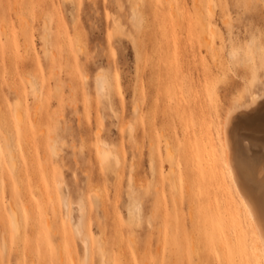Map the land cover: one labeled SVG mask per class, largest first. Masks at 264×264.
Here are the masks:
<instances>
[{
  "label": "rangeland",
  "instance_id": "rangeland-1",
  "mask_svg": "<svg viewBox=\"0 0 264 264\" xmlns=\"http://www.w3.org/2000/svg\"><path fill=\"white\" fill-rule=\"evenodd\" d=\"M194 2L0 0V264H235L221 192L197 223L174 179L203 124L264 94L244 63L264 57V0Z\"/></svg>",
  "mask_w": 264,
  "mask_h": 264
},
{
  "label": "bare ground",
  "instance_id": "bare-ground-1",
  "mask_svg": "<svg viewBox=\"0 0 264 264\" xmlns=\"http://www.w3.org/2000/svg\"><path fill=\"white\" fill-rule=\"evenodd\" d=\"M194 1L196 0H193V3L195 4ZM176 6L178 7V3ZM176 6H174V9H178ZM196 6L197 5L195 4L194 10L198 9L195 8ZM183 7L184 6L182 4L181 6H179V8ZM184 8L186 9V6ZM16 12L17 14H20L18 10ZM174 14L176 13L174 12ZM179 15L177 13V17L179 16V22H182L183 24H186L188 26V17L184 16V11L180 12ZM201 17L198 16V23L200 27H203L205 22ZM0 69L4 70L1 66ZM30 84L33 93L37 94L38 90L35 88V82L33 80H30ZM245 106L246 107H243V105L242 107L239 106L240 109L242 108V110L233 113L232 119L229 123V127L225 133L227 147L226 157L224 156V150L221 148V132H217L216 136L213 137L212 134H210L208 127L203 124V127H201L200 129V135L196 140V149L190 147L188 143L184 144L182 153V162H184V168L182 169L179 166L177 167V170H175V172L177 171V174L174 179L175 184L185 185V188L189 193V198L192 201L196 202L197 223H199L200 221L204 223L210 216L208 212L207 201L211 203L210 190L212 189V187H216L221 192V196L223 199L222 202L224 205L222 207V221L225 222V225L231 232L230 241L231 246L234 249L233 252L236 254V262L241 259L240 252L243 244L245 230L248 227V217L243 205L241 204V200H243L245 203H250L251 210L256 213H258L260 209L264 207V187L261 186L258 179V162L261 158V154L264 153V145H261L262 143L260 144L261 141H259V139L256 140V137L259 136L258 138H261L264 141L263 92L262 95L255 97V100L253 99L250 105L247 106L246 104ZM239 107L237 108L239 109ZM16 115L18 122L21 123L22 121H24V117L21 111H17ZM238 123L239 125H242L244 128L248 129L247 131L251 134L252 138H246L244 136L236 138V135H233L231 133L233 124ZM243 133L245 134V132ZM169 147H165L166 157L172 167V164L175 163V158L173 149L171 150V148L169 149ZM98 149L101 153V157H104L107 153V149L103 146L98 147ZM8 155L12 160L14 166V151L9 142ZM237 155H239L242 159L254 157L255 161L257 162L256 181L250 182L247 179L243 178L242 173H238L235 167H233V160L237 157ZM201 159L202 166L199 163V160ZM219 161L222 163L225 171L222 169H217V166H219ZM181 165L183 166L182 163ZM225 165H227V167H225ZM172 169H174V166ZM173 178L174 177L172 176V179ZM253 186L256 187V191L254 190ZM232 190L236 191L239 195V201L237 205L233 202L234 200L231 195ZM13 224L15 230L18 231L20 228L15 216ZM195 246H197V244H195ZM197 250L199 249L196 248V251ZM197 254H199L200 256L199 251L196 253V255ZM225 254L226 253L224 252L222 253V264H229ZM201 256H203V254H201ZM109 259L111 260L108 261L104 259V264H120L122 262L119 256H112V258ZM243 259L246 261L248 259V256H244Z\"/></svg>",
  "mask_w": 264,
  "mask_h": 264
},
{
  "label": "snow or ice",
  "instance_id": "snow-or-ice-1",
  "mask_svg": "<svg viewBox=\"0 0 264 264\" xmlns=\"http://www.w3.org/2000/svg\"><path fill=\"white\" fill-rule=\"evenodd\" d=\"M264 37V33H262ZM261 52L264 53V48L261 49ZM244 63L251 66V71L253 74V81H255L256 74L264 73V57L259 67L256 66L255 61L247 60ZM119 76H117V80ZM264 83V80L261 81ZM105 85L106 88L110 90L109 77L105 75ZM255 100V97L253 98ZM242 109H238L235 102L232 106L229 107L227 113H221L220 128H221V148L224 150V156L227 155L226 147V131L229 127V123L232 119L233 113ZM227 167V165H225ZM233 167L237 170L238 173H242L243 178L247 179L250 182L256 181L257 179V162L254 157H249L242 159L239 155L233 160ZM258 171H259V183L264 187V153L261 154V158L258 162ZM246 215L248 217V227L245 230V235L243 239V244L240 252L241 259L235 264H264V207L260 209L258 213L251 210V204L245 203L241 200ZM15 243V237H14ZM244 256H248V259L245 261Z\"/></svg>",
  "mask_w": 264,
  "mask_h": 264
}]
</instances>
